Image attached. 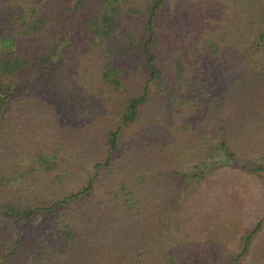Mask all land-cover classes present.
I'll use <instances>...</instances> for the list:
<instances>
[{"label": "trees", "instance_id": "obj_1", "mask_svg": "<svg viewBox=\"0 0 264 264\" xmlns=\"http://www.w3.org/2000/svg\"><path fill=\"white\" fill-rule=\"evenodd\" d=\"M0 264H264V0H0Z\"/></svg>", "mask_w": 264, "mask_h": 264}]
</instances>
